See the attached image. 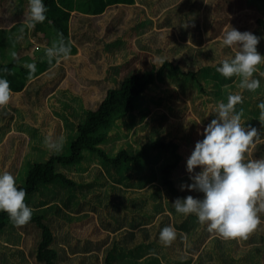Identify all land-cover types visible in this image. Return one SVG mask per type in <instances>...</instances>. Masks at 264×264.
I'll return each instance as SVG.
<instances>
[{"label":"trees","instance_id":"obj_1","mask_svg":"<svg viewBox=\"0 0 264 264\" xmlns=\"http://www.w3.org/2000/svg\"><path fill=\"white\" fill-rule=\"evenodd\" d=\"M25 1L16 0V9H11L17 10ZM142 1L43 0L48 9L47 19L36 24L35 29L45 32L51 45L62 33L65 40L71 39V55L77 52L74 39L84 53L88 51V59L95 60L99 54L94 55L92 50L98 47L97 41L108 44L132 32L136 54L151 66L146 62L144 70L124 76L120 84L109 86L97 109L88 110L84 120L75 127L68 118L73 130L64 142L62 154L36 160L24 175L19 170L21 176L15 178L17 186L26 190L25 203L34 211L30 222L22 227L13 226L8 214L0 211V264H176L175 260L180 264H223L227 258L233 264H245L243 258L256 247L243 245L264 239L258 226L247 240H224L209 233L194 214L184 216L176 212L172 203L178 197L192 195L202 199L204 194L176 186L173 173L183 157L175 141L157 139L146 142L136 153L122 149L114 156L102 148L112 127L134 112L137 98L167 72L189 78L201 93L215 88L214 97L221 94L224 85H233L236 78H225L216 71L223 59L235 55L231 47L222 45L223 37L219 40L215 36L218 27L227 21L224 17L228 15L218 14L229 6L227 0H207V3L178 0L177 4L174 0H163L157 5L154 1ZM245 1L250 16L256 18L264 34V0ZM72 11L95 16L84 17L86 20L75 16L71 21ZM19 18V15L15 17ZM1 20L0 78L10 82L11 91L24 92L32 107L43 106L46 97L66 77V65L56 64L55 60L51 65L47 59L29 60L37 68L29 78V70L23 67L24 58H17L15 45L10 43L12 36L17 37V32L27 26L21 22L10 26L11 20L7 17ZM6 25L8 28L2 27ZM233 25L234 22H229L225 32ZM175 27L181 30L180 37L173 32ZM233 27L243 32L240 25ZM194 36L198 38V48L183 43ZM262 45L258 51L264 55ZM153 55L158 57L157 67L153 65ZM86 64L82 56L80 69ZM261 65L258 69L264 72V62ZM115 76L113 82L119 79L118 72ZM251 96L249 100L243 98V102L250 105L254 99ZM60 104L68 107L67 103ZM215 115L214 111L213 119ZM263 138L261 131L260 139ZM253 145L245 154L246 161L258 156L264 158V140ZM9 155L4 154V158ZM156 212H160L157 217ZM259 215L262 217L264 213ZM88 223L98 226L95 233L82 232ZM169 225L177 230L178 236L170 247H165L159 242V233ZM181 234L187 237L186 241L181 239ZM225 249L231 251L227 257L220 254ZM256 249L262 250V247ZM171 251L178 253L179 259L172 257Z\"/></svg>","mask_w":264,"mask_h":264},{"label":"rangeland","instance_id":"obj_2","mask_svg":"<svg viewBox=\"0 0 264 264\" xmlns=\"http://www.w3.org/2000/svg\"><path fill=\"white\" fill-rule=\"evenodd\" d=\"M150 1H154L157 5L163 0ZM174 1V4L179 2L178 0ZM227 1L229 4L226 7L227 9L218 11V14L224 12V14L228 15L224 17L227 20V24L225 22L220 25L215 36L220 40L226 33L225 30L228 23L234 22V25L238 24L240 28H243V32L251 31L261 37L257 46L260 50L263 46L262 44H264V34L256 24V18L253 15L250 16L249 6L247 3H243L245 0ZM2 2L4 5H1ZM139 2L144 1L139 0ZM15 4L16 0H10L9 3L0 0V24L3 17L14 21L15 17L19 15L21 18L14 22H21V24L26 25L28 0L23 2V4H19L17 10H15ZM11 7L15 9H11ZM5 8H7V11H5ZM148 12L149 15L152 14L150 10ZM2 27L8 28L7 25ZM172 30L175 35L181 36L179 28L175 27ZM131 35L132 32L127 33L121 40H114L108 44L97 41L98 47L92 50L94 55L99 54L95 60L88 59V51L84 53L81 49L80 54L78 53L75 58L64 61V63L67 62L66 77L61 80L56 91L46 97L43 106L32 107L24 92H12L7 107L0 109V173L8 171L16 178L21 176L19 170L24 175L28 169L27 167L36 160L40 161L52 154H62L65 151L64 147L60 152L46 148L44 145L45 137L57 138L63 136L67 140L69 133L73 130L71 123L73 122L75 127V125L84 120L88 110L97 109L109 86L117 85L124 76L138 70H144L149 62L136 54L134 37ZM12 37L13 39L10 43L15 45L14 51H16L17 57L24 56L23 62L30 63L29 60L32 59H47L45 49L50 47L51 43L50 37L45 32L26 27L17 32V37L15 35ZM73 41L76 42L74 39ZM197 41L198 38L194 36V38L191 37V40L183 43L189 47L195 46L194 48H198ZM234 47L238 49V46ZM8 51L9 48H7ZM82 56L86 59L87 64L80 69ZM103 60L104 62H102ZM158 63V57L153 55V65L157 67L159 66ZM150 66L151 63H149ZM257 71L253 75L254 78L260 80L261 88L264 86V76L260 75L261 72L258 66ZM117 72L119 79L113 82L112 78ZM240 80V77H236L233 81V85L236 87H233L232 84L224 85L221 94L214 97L212 91H215V88L213 90L209 88L210 90H208L206 85L208 92L206 94L201 93L197 85L190 81L189 78L180 73L169 71L162 79H156L148 87L147 91L137 98L135 111L126 118L119 120L112 127L107 140L101 146L110 156H114L122 149L136 153L146 142L157 139L164 141L173 140L178 143V152L183 157L180 165L173 173V179L179 188L184 183L191 184V174L187 171V158L194 150L196 142L204 138L201 133L207 124L211 122L210 118L213 116L217 103L221 101L227 102L229 94H239L246 99L253 95L254 99L252 102L263 99L264 92L260 88L255 92L242 89L239 87ZM253 97L251 96V99ZM60 103H67L68 107L61 106ZM61 107H64V109ZM241 108L242 105L240 104L236 106L237 111ZM68 121L69 123L67 124ZM186 121H189L187 129L184 127ZM197 121H200V123H196ZM16 148H19L20 151H15ZM4 154L10 155L4 158ZM200 170V167H197L196 171L199 172ZM159 214L160 212H156L155 216L157 217ZM259 227H261L260 232L263 231L262 234L264 236V216L261 217ZM96 228L98 229V226H93L91 223L84 224L82 232L86 234L91 232L93 234L97 231ZM19 231L22 232L21 230ZM93 236H95L96 241L99 240L96 234ZM102 236L101 234L100 237L102 238ZM243 246L246 248L262 247V250L256 248L251 250L243 258L245 259V264H264L263 238L258 241L255 240V242L250 241V243Z\"/></svg>","mask_w":264,"mask_h":264},{"label":"clouds","instance_id":"obj_3","mask_svg":"<svg viewBox=\"0 0 264 264\" xmlns=\"http://www.w3.org/2000/svg\"><path fill=\"white\" fill-rule=\"evenodd\" d=\"M28 5L26 26L33 29L47 19L48 9L43 0H28ZM183 26L188 27V24ZM260 39L251 31L241 32L234 27L226 31L221 43L231 47L235 55L234 58L223 59L216 71L225 78L240 77L239 87L255 92L260 88V80L253 74L264 62V55L257 48ZM71 52V39L65 40L61 33L45 49V56L51 65L54 60L67 59ZM23 67L29 70V78L37 71L35 63H25ZM4 71L9 73L7 68ZM260 75L264 76V72ZM11 96L10 82L0 78V109L7 107ZM242 103L243 97L239 94H229L227 102H218L214 109L215 118L201 133L204 138L196 142L187 158V171L191 174L192 183L182 184L181 190L201 192L203 198L188 195L178 197L172 203L177 213L184 216L194 214L199 224L207 226L209 233H215L224 240H247L261 223L259 214L264 213V158L245 160L254 140L259 142L260 131L252 125L242 126L244 110L236 109ZM258 108V119L264 127V101L258 104ZM184 127H189V121ZM64 142L63 136L45 137L44 145L51 151L60 152ZM197 167L201 169L199 172ZM26 195V190L18 188L10 172L0 173V211L8 214L15 227L25 226L32 218L34 210L25 203ZM177 236L173 226H165L159 233V242L170 247ZM181 239L186 241L187 237L181 234Z\"/></svg>","mask_w":264,"mask_h":264},{"label":"crops","instance_id":"obj_4","mask_svg":"<svg viewBox=\"0 0 264 264\" xmlns=\"http://www.w3.org/2000/svg\"><path fill=\"white\" fill-rule=\"evenodd\" d=\"M75 16L76 17H83V19L84 20H86L84 17H86L87 19H91V18H94V16L95 15H90V14H87V13H83V12H79V11H72L71 12V21H73L74 20V18H75ZM21 18V17H20ZM78 19V18H77ZM15 20H18V19H15ZM14 20V21H15ZM14 21H11V23H10V26H12L13 24H15L16 22H14ZM13 22V23H12ZM80 22H82V21H80ZM72 42H73V44H75L76 45V47H77V52L74 54V55H70V57H68L67 59H64V58H61L60 60H59V62H57L56 61V64H59V63H61V64H64V65H67L66 63H64V60H68L69 58H75L76 57V55H78V53L80 54V51H81V47L76 43V42H74L73 41V39H72ZM17 58H24V56H18ZM261 91L262 92H264V86H262L261 88ZM13 93L15 92V91H12ZM17 93V92H16ZM261 96H263V95H261ZM263 99L261 100V99H259L258 101H255V103L254 102H252V104H250V105H247V103H242V108H243V110H244V115H243V117H242V126H244V127H247L248 125H252V126H254V127H256L259 131H260V133H261V131H263L264 132V127H262L261 126V124H260V121H259V119H258V116H259V112H260V110H259V108H258V104L261 102V101H264V96L262 97ZM215 118V117H214ZM210 119H213V116H212V118H210ZM208 125V124H207ZM264 140V138L263 139H260L259 140V142H256V141H254V144H256V143H261V141H263ZM254 146V145H253ZM253 156H252V154H251V158H252ZM253 159H254V157H253ZM258 159H261V157L259 158V156H258ZM255 160V159H254ZM182 161V160H181ZM111 236H113V234H111ZM125 237V236H124ZM127 239V238H126ZM128 239H131V238H128ZM243 245V243L241 242V246ZM171 250H173L172 248H171ZM222 251H224L223 249H222ZM171 253H172V257H177L178 259H179V254L178 253H176L175 254V252H173V251H171ZM221 253H224L223 255H225L226 257L228 256V255H230L231 254V251L229 250V249H225V252H220V254ZM230 253V254H229ZM219 254V255H220ZM222 255V256H223ZM196 257V256H195ZM174 263H176V264H180V261L178 260V261H174ZM233 264V262L231 261V260H229L228 258H227V260L225 261V262H223V264Z\"/></svg>","mask_w":264,"mask_h":264}]
</instances>
